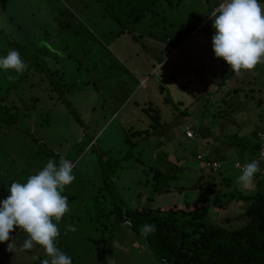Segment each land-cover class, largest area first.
I'll list each match as a JSON object with an SVG mask.
<instances>
[{"label": "rangeland", "instance_id": "1", "mask_svg": "<svg viewBox=\"0 0 264 264\" xmlns=\"http://www.w3.org/2000/svg\"><path fill=\"white\" fill-rule=\"evenodd\" d=\"M194 1L197 4L193 8L186 5L188 1L181 0L174 9L168 10L172 15L169 14L167 21L163 23L164 29L150 26V20L142 18L133 27L130 37L121 33L119 36L115 22L108 18L94 0H34L27 6L24 5V0L5 1L7 9L0 14V30L9 40L24 44L31 53L38 48L42 49L39 52H42L41 56L47 65L55 71V77L67 84L64 98L71 105L74 115L81 120V124H78L64 104L56 102L55 98L48 99L47 96H52V93L45 90L44 81H39L45 78L43 74L37 76L30 72L17 74L14 70H0V98L8 96V104L13 96L16 98L13 101L15 106L19 107L30 96L39 97V103L33 112L35 122L25 123V119L19 121V127H25L29 134L12 130L0 135V188L5 185L0 194L6 198L13 180L26 182L29 176L42 170L49 159L57 166L61 159L75 164L72 173L75 179L65 186L62 193L68 197L69 212L57 224L63 237L59 243L56 242V246L62 252H68L67 246L63 248L65 239L83 238L76 233L84 226L80 223L71 224L75 218L68 224V216L80 211H76L77 207L87 201L101 184L97 164L100 155H111L116 159L125 154L132 155L130 160L121 162L122 174L116 182L123 200L132 208L148 204L162 208L199 202L204 198L202 184L206 181L217 183L223 176L230 180L229 188H238L236 180L240 174L229 169L219 176L208 177L202 162L196 160V155L233 162L241 157L247 159L250 157L249 153L240 148L227 147L228 155H225L220 150L219 142L200 144L197 139H186L181 133L186 126L195 130L199 124L206 126L209 123L210 120L198 117L199 111L204 117L205 113L207 116L225 113L230 101L224 94L234 88L236 79L244 80L242 87L246 94L250 93L249 89H254L250 95L261 98L263 105L264 63L258 64L250 72L242 71L239 76L229 73L228 81H224V86L220 85L221 82L216 79L220 59L212 51L211 37L214 29L212 21L207 20L205 7L207 4H220L223 0ZM258 2L264 9L262 0ZM172 37L178 44H173L175 47L172 54H178V57L167 60L168 57H173L170 55ZM9 50L13 49H6L4 56ZM160 64H163L162 71H158ZM132 67L134 70L130 73L129 69ZM170 73L176 75L174 83L169 80ZM9 75L14 79L9 80ZM252 78L256 85L248 84ZM138 81H143V85L138 86ZM162 85L163 94L159 91V86ZM193 95L198 96V108L193 111L194 114L183 118L181 122L173 121V115L178 112V104L175 103L183 101L182 107L188 105L194 98ZM232 102L236 107L238 102ZM205 103L208 104L206 109ZM28 105L32 106V102ZM148 106L162 111V122L167 127L158 134L129 138L136 144L129 154L128 146L124 145L126 135L134 131L151 132L145 114ZM261 108L254 101H247L241 110L244 113L246 111L245 116L233 114L237 120L243 118L238 125L241 137L250 140L259 129L260 125L255 119ZM41 117L46 119L45 122ZM216 125L218 123L209 125L208 128H216ZM18 137H28L31 147L20 145L22 141ZM255 142V138L250 141L251 144ZM36 151L38 154L33 159L31 155ZM11 156H20V161L15 162L17 160ZM149 168L171 176L166 181L167 192L152 194ZM7 180L12 182L5 184ZM258 184L262 189L264 180H255L254 187L251 186L250 190L256 192ZM225 187L227 186L224 185L223 190L227 191ZM148 196L153 200L151 203L147 201L149 198L146 199ZM0 199L3 200L1 195ZM245 206L243 203L238 206L232 204L230 215L210 210L208 221L225 229L236 228L244 224ZM68 225H73L76 231H67ZM120 231L124 234V241H121L120 234L111 256L107 258L108 264H161L147 248L134 245L125 236L124 227ZM26 238V233L22 232L19 243L23 244ZM73 243L80 244L77 241ZM80 247L85 245L81 242ZM15 250L13 247L12 251L3 253L0 264H23L30 256H40L43 251L40 246L29 252L20 250L21 258L14 259ZM86 252L87 257L83 255ZM91 252L94 255L96 253L94 248L92 251L80 250L79 254L83 255L80 259L87 258L88 264H102L93 258L95 256Z\"/></svg>", "mask_w": 264, "mask_h": 264}, {"label": "trees", "instance_id": "2", "mask_svg": "<svg viewBox=\"0 0 264 264\" xmlns=\"http://www.w3.org/2000/svg\"><path fill=\"white\" fill-rule=\"evenodd\" d=\"M31 1L32 0L28 3L26 2L24 5L27 6L31 4ZM94 1L101 6L108 18L115 22L119 29V36L121 33L130 37L133 33V27L145 17H147L152 24L151 25L149 22L148 25L160 26L164 29L163 23L167 21L169 14L172 15L171 11L168 13V10L174 9L181 0ZM186 1H188L186 5L192 8L197 4L194 0ZM262 2L264 3V0H262ZM218 4L219 3L207 4L205 7L207 15L217 8ZM2 10L3 9L0 8V14ZM178 35H180V33H178ZM167 39H169V37H167ZM170 41L172 46L173 44L175 46L178 45L174 42L173 37ZM175 46L171 47L170 55L172 56V49ZM6 49H13L19 52L21 58L28 64V68L24 71L26 74L27 72H30V74L35 73L37 76L39 74L42 76L43 74L45 78L39 81H44V84H46V87H44L45 90L52 93V96L51 94L47 96L48 99L52 100L55 98L56 102L64 104L70 114L74 116L75 121L81 124L80 118L74 115L71 105L64 98L65 92L67 91V84L63 83L62 79L60 80L55 77V71L51 69V66L47 65V62L41 56L42 52H39L42 49L38 48L37 51H32L31 53L26 49L24 44L22 45L17 41L9 40L7 36L4 35L3 31L0 30V57L4 56ZM179 52L180 51H178V53ZM174 57H178V54L173 57H168L167 60H171L172 58L174 60ZM218 64L217 76H215L216 79L221 82L220 85L223 84L224 86V81H228L227 79L230 77L228 74L232 72L222 59H220ZM161 70H163V66ZM233 76H235L234 73ZM169 78L170 82L174 83L176 75L171 74ZM234 83V88L228 90L226 94H224L225 98L230 101L225 113H218L212 116H207V113H205L204 117L201 111H199L198 117H201L202 120L205 119V121L210 120L211 122L209 121V123L205 124L206 126H200L199 124L198 128L192 130L193 137L190 139L192 140L195 138L200 144H210L212 141L214 143L219 142L220 150L222 154L224 153L225 155H228L226 151L227 147L240 148L249 153L250 157L245 160L241 157L233 162H228L216 158V160L205 158L197 154L196 158L200 156L202 161L196 160L202 162L203 167L205 162L216 163L219 166L215 172H211L204 167L208 172V177L219 176L229 169L241 174L242 166L252 160H258L260 168L264 165V162L259 158L260 134L264 133V104L262 105L261 98H255L253 95H250L254 89H249L250 93L248 94L244 92L242 87L244 84L243 79H236ZM252 83L256 85L253 78L248 84ZM159 91L163 94V85L159 86ZM53 94H55V96ZM193 96L194 98L189 101L188 105L183 107V101L175 103L178 104L176 107L178 112L173 115V121L181 122L183 118L188 116L191 117V115L194 114L193 111L198 108L196 106V103H198V96ZM15 99L16 98L13 96L8 104V96L3 99L0 98V135H5L6 132L9 133L12 130H18L25 135L26 132L29 134L30 132L25 129V127H19V121L25 119L27 120L25 123L31 121L35 122L33 112L35 111L36 105L39 103V97L30 96L27 102H32V106H29L25 101L22 103L21 107L15 106L13 102ZM232 100L238 102L236 107L233 106L234 103ZM247 101H254L258 108L262 107L260 109V114L255 119L260 127L252 136V138H255L257 141L254 144L250 143L252 138L249 140L240 136L241 132L238 125L242 122L239 120H243V118L237 120L236 117L233 116V114L246 115V111L244 113L241 110L242 106L246 105ZM179 106L184 109L181 110ZM207 106L208 104L205 103L204 109H206ZM209 107L213 108L212 106ZM161 112L162 111L155 107H147V112L145 111V114L149 120L151 132L145 130L144 132L134 131L133 133L127 134L124 145L128 146L130 151L129 154L132 153V148L136 145L135 142H131L129 138H144V136L158 134L167 127V124L162 122ZM42 117L41 120L45 122L46 119H42ZM240 117H242V115H240ZM215 123H218L216 128H208L209 125ZM233 125L234 127H232ZM230 132H232V134ZM4 144L5 143H3V145ZM37 154L38 151L32 154L31 157L34 159V155ZM131 157L132 155L126 154L120 159L106 154L99 156L97 164L100 170L101 184H99L96 192L87 201L81 204L79 207L80 211L71 213L68 216V224L72 218H75L71 224L80 223L84 226L76 233L83 236L81 240L78 238L72 240L65 239L66 244L63 248L67 246L66 250H68V252H65L72 258V264H88L87 258L80 259L83 255L87 257L88 252L83 255L79 253L80 250L87 249V251H92L93 248L96 251L95 255L94 252H91L92 256H95L93 258L102 264H108L107 258L111 256L110 253L113 251L114 245L117 244L120 234L122 235L121 241H124V234L120 231L121 227H124L125 236L129 238L134 245L147 248L161 264H264V191L262 192L264 187L260 189L261 185L258 184L256 186V192H253L250 188L248 189L250 191H241L238 188L233 190L228 187L230 180L223 176L217 183H214V181L212 183L206 181L205 184H202L204 187L202 191L204 198L199 202L195 201L192 204L166 206L162 208L151 207L150 204L144 206L137 205L132 208L126 204L116 188V182L122 174L121 162L128 161ZM236 164L238 167H236ZM171 166L175 165L171 164ZM149 170L151 173L152 194L159 195L161 192H167L166 181H168V178H171V176L158 170L150 168ZM254 179L264 180V177L259 171ZM146 184H148V182ZM224 185L227 186L225 187L227 191L223 190ZM146 199H148L147 201L150 203L153 201L149 196ZM0 201H2V199H0ZM237 203L246 205L244 209L245 221L243 225L232 229H225L208 221V215L211 213L210 210L223 213L227 212L226 214L230 215L232 213L230 210L232 204ZM78 219L81 220L78 221ZM127 221L131 223L128 224L126 223ZM144 224H154L156 226V231L153 234H149L147 238L142 237L140 234V228ZM22 232V230L19 229L17 231V229L14 228L13 232L10 233V237H13V239L0 245V250L2 249L0 259L3 253L7 252V244L12 242V240L14 248L16 249L14 251V259L21 258L19 254L22 252L20 251L22 243L20 244L19 242H21ZM93 234H95V237ZM59 236L60 237L57 238L58 241H56L58 243L62 240L63 234ZM76 241L80 244L75 245L73 242ZM81 242L85 247H80ZM25 251L29 252V250ZM34 256H38L39 258L34 259ZM42 257L46 258L44 251H42L40 256L39 254L30 256L27 262L23 264H41Z\"/></svg>", "mask_w": 264, "mask_h": 264}, {"label": "clouds", "instance_id": "3", "mask_svg": "<svg viewBox=\"0 0 264 264\" xmlns=\"http://www.w3.org/2000/svg\"><path fill=\"white\" fill-rule=\"evenodd\" d=\"M210 17L214 29L212 51L232 73L239 76L242 71L250 72L264 63V9L258 0H223ZM27 68L28 64L16 50H9L6 56L0 57V70L23 74ZM8 79L14 77L9 75ZM74 167L70 160L61 159L57 166L49 159L46 166L29 176L26 182L11 183L9 195L0 201V243L11 240L14 228L20 229L27 235L21 250L40 246L46 254L41 264H72V258L56 246V240L60 235L57 224L69 212L68 197L62 193L75 179ZM259 171L258 160L244 164L236 180L239 190L249 189ZM67 231L74 232L76 228L68 225ZM155 231L154 224L140 228L144 238ZM13 247L12 240L7 250L12 251Z\"/></svg>", "mask_w": 264, "mask_h": 264}, {"label": "crops", "instance_id": "4", "mask_svg": "<svg viewBox=\"0 0 264 264\" xmlns=\"http://www.w3.org/2000/svg\"><path fill=\"white\" fill-rule=\"evenodd\" d=\"M6 0H0V8L1 9H3L2 10V12H5V10L7 9V5H6V2H5ZM13 1V0H12ZM29 2L30 0H24V2ZM32 1H34V0H32ZM211 14H212V12L208 15V17H207V20H209V21H212V18L210 17L211 16ZM211 19V20H210ZM206 20V21H207ZM209 23V22H208ZM181 47H183V45H181L180 46V48ZM182 49V48H181ZM136 57H138V55L136 56ZM158 66H160L159 67V69H158V71H162L161 70V68H162V66H163V64L161 65H158ZM125 70V69H124ZM130 70V71H129ZM128 71L131 73L132 71L131 70H134V68L132 67V68H130ZM165 74V73H164ZM172 73H170V75H171ZM190 76V75H189ZM188 76V78H190ZM143 85V81H138V86H142ZM184 131H186V130H188V131H192L191 129H189V128H187V126L186 127H184V129H183ZM184 131H182V133H181V135H183L184 136ZM15 137H17V136H15ZM21 141H22V143L20 144V145H29L30 146V144H29V142H28V138H25V137H18ZM186 138V137H185ZM187 139V138H186ZM6 144V143H5ZM35 153V152H34ZM11 158H13V159H16L17 161H15V162H18V161H20V156H11ZM36 168H37V166L35 167V170H36ZM9 182H12V180H7V181H5L4 183L5 184H9ZM13 182H14V180H13ZM0 184H1V180H0ZM11 184V183H10ZM250 188H252V187H250ZM3 189H5V185L4 186H2L1 188H0V190H3ZM1 196L3 197V194H1ZM4 198V197H3ZM5 199V198H4ZM238 204H240V203H237V204H235V205H237L238 206ZM242 204V203H241ZM79 209V207H77V209L76 210H78ZM60 236H58L57 238H59ZM12 239H13V237H11ZM56 241H58V240H56ZM2 250V249H1ZM1 250H0V255L2 254L1 253Z\"/></svg>", "mask_w": 264, "mask_h": 264}, {"label": "built area", "instance_id": "5", "mask_svg": "<svg viewBox=\"0 0 264 264\" xmlns=\"http://www.w3.org/2000/svg\"><path fill=\"white\" fill-rule=\"evenodd\" d=\"M222 3H223V2H222ZM220 4H221V3H220ZM220 4H219V5H220ZM219 5H218V7H219ZM218 7L215 8L213 11H216V10L218 9ZM213 11H212V13H213ZM211 15H212V14H211ZM184 136H185L187 139H190V138L193 137V132H192V131H188V130H186V131L184 132ZM259 158L264 162V133H263V134H260V155H259ZM196 159L199 160V161H202L200 156H197ZM204 167H205L207 170L211 171V172H215V171L219 168V166H218L216 163H208V162H205V163H204ZM236 167H238L237 164H236ZM261 167H262V168H260V174L264 177V165L261 166Z\"/></svg>", "mask_w": 264, "mask_h": 264}]
</instances>
